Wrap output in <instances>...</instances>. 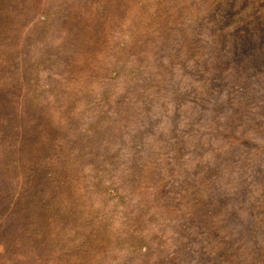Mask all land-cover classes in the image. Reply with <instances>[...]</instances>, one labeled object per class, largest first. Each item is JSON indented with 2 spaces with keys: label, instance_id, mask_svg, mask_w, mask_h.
<instances>
[{
  "label": "rangeland",
  "instance_id": "1",
  "mask_svg": "<svg viewBox=\"0 0 264 264\" xmlns=\"http://www.w3.org/2000/svg\"><path fill=\"white\" fill-rule=\"evenodd\" d=\"M50 2L0 28L25 264H264V0Z\"/></svg>",
  "mask_w": 264,
  "mask_h": 264
},
{
  "label": "trees",
  "instance_id": "2",
  "mask_svg": "<svg viewBox=\"0 0 264 264\" xmlns=\"http://www.w3.org/2000/svg\"><path fill=\"white\" fill-rule=\"evenodd\" d=\"M34 1L38 2V4H42L41 2L45 3L49 0H0V28L6 26L7 30V28H10L11 26H15L14 24H11V22H17L18 29L21 26L23 28L28 26L31 28H35V30L41 29L42 31H44V29H46L47 31L45 33L48 34L53 24L52 18L54 12L52 11V9H50V11L46 13V11H41L37 7H32V3H34ZM50 1V3L54 2V0ZM10 15L11 17H18V20L15 18H13V20H10ZM17 27L15 28V31L17 30ZM8 33L11 34L12 32L7 31V34L4 36V38L11 39V36H9ZM45 38L46 37H41L40 40L44 42ZM10 195L11 193L8 194L6 201L10 200ZM19 199L20 196H18L12 203L16 205ZM8 216L9 213H6L5 216L2 215V219L5 220L3 225L0 224V238L2 239L0 240V264H25L26 259L33 257V255H30L26 252L25 247H31L33 243L21 240L22 237L24 238L23 240H25V234L17 229L15 230L16 226H13L9 223L10 216ZM11 229H13V231H11ZM14 230L16 231L15 234ZM9 239L14 242L16 246L15 249H17V251H15ZM7 244L10 247H8ZM34 258L36 259V262H40L37 256H34Z\"/></svg>",
  "mask_w": 264,
  "mask_h": 264
}]
</instances>
